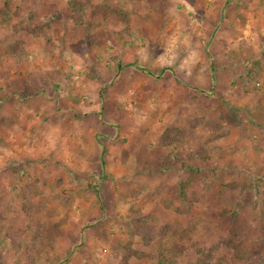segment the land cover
Segmentation results:
<instances>
[{"label":"rangeland","instance_id":"rangeland-1","mask_svg":"<svg viewBox=\"0 0 264 264\" xmlns=\"http://www.w3.org/2000/svg\"><path fill=\"white\" fill-rule=\"evenodd\" d=\"M3 1L0 264H25L36 231L47 246L32 264H158L162 250L177 264H264V207L231 189L264 175V0H108L126 28L94 17L99 45L82 56L70 43L90 21L43 22L75 0H10L12 13ZM31 12L50 30L29 41L15 30ZM141 221L171 226L161 245L133 238Z\"/></svg>","mask_w":264,"mask_h":264},{"label":"trees","instance_id":"trees-1","mask_svg":"<svg viewBox=\"0 0 264 264\" xmlns=\"http://www.w3.org/2000/svg\"><path fill=\"white\" fill-rule=\"evenodd\" d=\"M10 0H4L3 1V5L7 6V9L9 10V12H14L17 8V6H14L11 8V4L9 3ZM87 1V0H85ZM84 2L80 1V0H75L74 4L69 3L68 6L63 7L62 5L60 6V9H57L56 11H53L52 14H50L48 17V19L44 20L43 22L45 23L47 20L48 21H53L55 23V19L59 18L60 21L62 23L58 24L55 23V26L59 28L60 27H65V28H69L71 26L74 27H80L81 25L85 24L86 22L90 21L92 23V25H94V28L92 27L90 28H86L84 33L79 36L80 38H78V40L76 42H72L71 44V51L74 55H85L89 50H91L93 47L99 45V38L97 37V35L93 32L94 29H97L99 27L97 21H94V17H101L102 19H105L106 21H119L117 20L118 16L120 18V21L122 22L121 27H123L124 29L126 28V23H127V13L121 9V8H111L107 5V1L108 0H96L97 2H95L96 4H94L93 6H84ZM92 0H89L90 3ZM244 4V3H243ZM242 5V4H241ZM22 18V20L20 21V23H24L27 21H30L31 24L29 26H24V27H17V29L15 30L16 32H24L25 35H27L28 40H33L35 38H40L42 36H44L43 34V29H47L50 30V26L49 25H43V23L41 24L38 20L37 22L34 20L36 17V14L34 12H31L28 15L25 16H20ZM120 22V24H121ZM37 23V24H36ZM114 28L115 25H109V27ZM111 28V29H112ZM64 35H67V32L64 31ZM65 42L63 41V44ZM47 48L50 49L52 47V43L48 40L46 42ZM26 46V41H19V40H15L14 42H12L10 44V47L12 48L13 52L15 54H25L23 52V48ZM20 55V56H22ZM120 65H118L117 69H120ZM257 72H255V70L249 69L246 71H243L241 73H239L238 75V80L239 82L243 85V86H247V85H251L256 81V74ZM199 154L197 155V157L199 158ZM197 159V158H196ZM201 160V159H200ZM203 161H206L204 158L202 159ZM176 166V169H182L183 171L185 169L189 170V171H199V169L197 167H194L193 165H187L185 166L183 161H179ZM174 167V166H172ZM170 165H158L156 168L160 169V171L162 172H167L169 170H171L172 168ZM91 181L93 180V178L90 179ZM89 186H91V184H89ZM224 186V185H223ZM225 187V186H224ZM235 195H236V200L237 202H240L241 205L244 206H250L251 208H255V206L261 205L264 207V175H257L255 176L251 182L247 183V184H241V183H235L232 185L231 188ZM234 208H238L237 204ZM239 209V208H238ZM236 212H239L238 210H236ZM27 217H31L30 215ZM142 226H138L137 229H134L133 232V238H138L139 235H141L139 238H141V244L142 246H150L151 242L154 239H157L158 242L157 244L161 245L160 243V237L159 236H164L166 231H169L171 229V226L169 225H164L161 230H157L156 228L150 227L149 225L146 224V221H141ZM35 235L38 236V239L40 240V244H38V246H34L32 248V250H28L26 255H27V262H25V264H32L35 262L36 257L38 256V254L44 249L46 248L47 244H44L42 241V239H44V236L42 235V231H36ZM136 235V236H135ZM134 240H130L129 245L125 246L126 250L137 256V257H141L140 255H138V252L133 249L131 247V243H133ZM161 247H159L160 250ZM71 253L68 252L66 253V256H69ZM157 261L158 264H177V261L172 258L169 257L167 255H165L164 251H160L159 256H157ZM64 263V261L62 262Z\"/></svg>","mask_w":264,"mask_h":264},{"label":"crops","instance_id":"crops-1","mask_svg":"<svg viewBox=\"0 0 264 264\" xmlns=\"http://www.w3.org/2000/svg\"><path fill=\"white\" fill-rule=\"evenodd\" d=\"M221 83H223L222 81L220 82V85H221ZM45 132V131H44ZM78 140V139H77ZM80 143V142H79ZM79 143H77V144H79ZM80 145V144H79ZM103 159V158H102ZM101 158L98 160L99 162H101V164H102V160Z\"/></svg>","mask_w":264,"mask_h":264},{"label":"built area","instance_id":"built-area-1","mask_svg":"<svg viewBox=\"0 0 264 264\" xmlns=\"http://www.w3.org/2000/svg\"><path fill=\"white\" fill-rule=\"evenodd\" d=\"M258 85V84H257Z\"/></svg>","mask_w":264,"mask_h":264}]
</instances>
